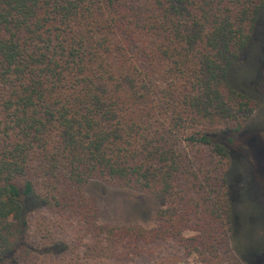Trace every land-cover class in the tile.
<instances>
[{"label":"trees","instance_id":"16d2710c","mask_svg":"<svg viewBox=\"0 0 264 264\" xmlns=\"http://www.w3.org/2000/svg\"><path fill=\"white\" fill-rule=\"evenodd\" d=\"M261 17L264 0H0V264L25 263L43 208L80 215L108 264L158 241L204 264H251L237 240L255 182L231 160L260 74L251 90L233 72ZM93 181L169 205L151 230L101 225Z\"/></svg>","mask_w":264,"mask_h":264},{"label":"rangeland","instance_id":"374dc122","mask_svg":"<svg viewBox=\"0 0 264 264\" xmlns=\"http://www.w3.org/2000/svg\"><path fill=\"white\" fill-rule=\"evenodd\" d=\"M254 38L258 45L255 43L251 49V61L237 67L233 76L238 85L253 90L255 85L248 86V82L260 74L256 80L260 90L258 92L261 93L257 99L260 106L244 123V129L237 136L231 161L233 165L237 164L236 170L247 179V183L255 182H251L253 187H246L243 193L244 205L241 210L244 229L237 243L252 256L251 264H264V17L260 18ZM197 160L200 161L198 157ZM226 167L225 163L219 164L221 172ZM238 180L239 177L232 181L233 187ZM85 194L87 198L94 199L101 225H137L151 230L157 227L158 211L169 205L166 199H156L146 193L112 187L99 181H93L86 188ZM29 221V245L32 251L29 254L22 253L24 264H108L104 257H97V253L93 252L97 245L95 237L80 215L43 208L33 213ZM196 235H199V231L189 230L184 233L185 237ZM58 242L66 243L68 250L56 254L45 253L46 248ZM234 245L232 243L236 251ZM130 263L204 264L197 255L188 254L177 241H158L152 247H145L143 254Z\"/></svg>","mask_w":264,"mask_h":264}]
</instances>
